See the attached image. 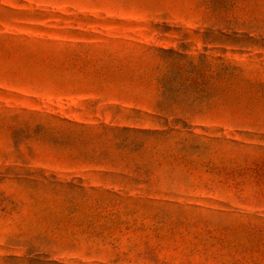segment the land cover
<instances>
[{"label": "rangeland", "instance_id": "obj_1", "mask_svg": "<svg viewBox=\"0 0 264 264\" xmlns=\"http://www.w3.org/2000/svg\"><path fill=\"white\" fill-rule=\"evenodd\" d=\"M0 264H264V0H0Z\"/></svg>", "mask_w": 264, "mask_h": 264}]
</instances>
